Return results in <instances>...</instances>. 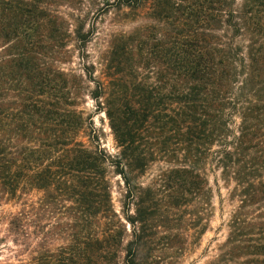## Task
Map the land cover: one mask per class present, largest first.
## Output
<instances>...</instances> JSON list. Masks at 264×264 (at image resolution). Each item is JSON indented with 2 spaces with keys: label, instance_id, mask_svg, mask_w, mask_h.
Masks as SVG:
<instances>
[{
  "label": "trees",
  "instance_id": "obj_1",
  "mask_svg": "<svg viewBox=\"0 0 264 264\" xmlns=\"http://www.w3.org/2000/svg\"><path fill=\"white\" fill-rule=\"evenodd\" d=\"M61 1L0 0V264H182L221 183L206 264H264V0H118L147 25L78 63Z\"/></svg>",
  "mask_w": 264,
  "mask_h": 264
},
{
  "label": "rangeland",
  "instance_id": "obj_2",
  "mask_svg": "<svg viewBox=\"0 0 264 264\" xmlns=\"http://www.w3.org/2000/svg\"><path fill=\"white\" fill-rule=\"evenodd\" d=\"M118 0H62L61 11L64 15L73 20H85L86 30L93 29V37L89 45L84 49H76L74 62L78 63L79 59H88L97 62L103 59L108 48L110 37L117 33L129 34L135 29L145 26L148 20L144 16H140L130 10H119ZM72 23V22H71ZM148 35L153 34L145 31ZM74 45L72 44L71 49ZM95 75H99V67ZM86 109L89 113L94 112L95 103L88 100ZM104 115H95L94 122L98 128H103L105 137L103 139L104 147L113 152V138L108 129L107 122H103ZM119 179V178H118ZM117 180V179H116ZM221 193L224 200L222 210L219 209V200L216 199L218 210L212 221L211 230L208 231L198 247H190L186 256L182 260V264H206L214 255L215 249L225 241L226 229L223 225L227 219L230 207L227 201V189L221 183ZM120 188L116 185L114 189V201L117 210H121L120 204ZM9 208H6V211Z\"/></svg>",
  "mask_w": 264,
  "mask_h": 264
}]
</instances>
